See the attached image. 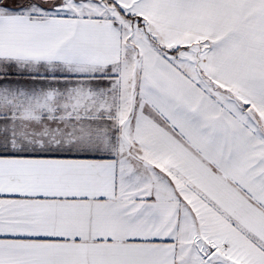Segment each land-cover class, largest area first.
Returning a JSON list of instances; mask_svg holds the SVG:
<instances>
[{
  "label": "snow or ice",
  "instance_id": "6c2138e0",
  "mask_svg": "<svg viewBox=\"0 0 264 264\" xmlns=\"http://www.w3.org/2000/svg\"><path fill=\"white\" fill-rule=\"evenodd\" d=\"M0 264H264V0H0Z\"/></svg>",
  "mask_w": 264,
  "mask_h": 264
}]
</instances>
